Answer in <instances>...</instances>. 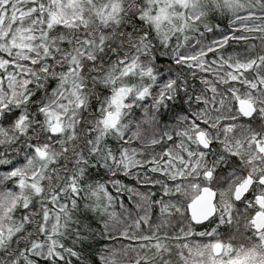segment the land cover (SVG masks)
I'll return each mask as SVG.
<instances>
[{"label": "snow or ice", "instance_id": "6c2138e0", "mask_svg": "<svg viewBox=\"0 0 264 264\" xmlns=\"http://www.w3.org/2000/svg\"><path fill=\"white\" fill-rule=\"evenodd\" d=\"M0 264H264V0H0Z\"/></svg>", "mask_w": 264, "mask_h": 264}, {"label": "trees", "instance_id": "16d2710c", "mask_svg": "<svg viewBox=\"0 0 264 264\" xmlns=\"http://www.w3.org/2000/svg\"><path fill=\"white\" fill-rule=\"evenodd\" d=\"M238 47V45L235 42H230L229 49Z\"/></svg>", "mask_w": 264, "mask_h": 264}]
</instances>
